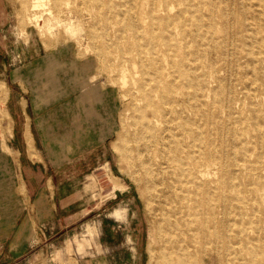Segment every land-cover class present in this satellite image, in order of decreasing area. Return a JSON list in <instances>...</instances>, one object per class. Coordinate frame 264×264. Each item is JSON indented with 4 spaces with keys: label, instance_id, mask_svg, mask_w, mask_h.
Returning a JSON list of instances; mask_svg holds the SVG:
<instances>
[{
    "label": "rangeland",
    "instance_id": "obj_1",
    "mask_svg": "<svg viewBox=\"0 0 264 264\" xmlns=\"http://www.w3.org/2000/svg\"><path fill=\"white\" fill-rule=\"evenodd\" d=\"M127 1L42 0L43 4L34 8L35 0H0V84L6 85L7 89L6 83L16 85L11 82L14 72L18 75L15 78L18 83H36L38 69L39 81L45 80L48 61L53 59L58 91L45 86L39 95L51 97L48 102L57 101L56 108H63L60 111L65 115L59 114V121L69 130L72 159L79 160L77 165L74 162L64 165L70 172L62 174L63 182L69 178L67 182L73 187L56 190L59 205L46 206V219L39 226L38 235L29 238L28 244H21L19 238L13 254L7 251L6 246L1 247L0 264H82L86 259L114 252L127 264H158L163 245L158 239L159 228L165 225L161 214L163 207L154 198L152 212L145 205L149 193L127 159L126 135L130 132L132 116L139 104L138 88L142 75L148 71L141 60V52L146 48L135 39L133 24L147 33L149 29L146 27L151 22L149 12L154 8L158 17H164L166 2L140 0V4L134 6L135 0ZM222 1L232 6V0ZM172 3L174 13L180 6L175 0ZM39 17L43 21L40 22ZM185 39L190 49L198 45L192 36ZM227 42V48L232 51L234 40ZM204 56L206 61H211L208 53ZM89 59L93 60L94 67L82 70ZM215 61L219 66L225 64L224 60ZM227 63L226 70L219 74L218 83L221 93L237 99L232 104L231 115H226L221 103H214L212 97L206 98L211 104L209 109L215 115L220 114L218 120L225 124L223 129L214 131L219 136L225 165L216 178H224L227 187L235 195L245 197L246 202H234L236 207L230 210L226 222L231 229L228 236L235 241L232 246L235 252H225L221 264H230L229 261L264 264V232L254 230L255 224L264 223V202L251 200L248 193L251 181L244 171L232 166L228 149L231 143L245 144L252 160L263 155L264 136L250 126L251 123L240 125L235 119L250 118L249 109L253 104L264 111V93L261 83L255 82L251 76L246 79V88L251 91L260 88L257 90L260 93L252 99L238 92L243 71L231 60ZM22 75L26 76L24 81ZM88 76L90 83L101 88L100 101L87 103L80 99L81 88L76 87L74 81ZM124 77L125 85L122 82ZM6 95L0 91V155L3 156L13 153L10 147L6 150L1 145L4 138V144L11 146L10 127H7L3 116ZM44 100L47 102L46 98ZM102 123L103 130L105 127L107 130V126L109 130L103 144L99 140L105 136ZM231 128H239L242 135L233 137L229 132ZM76 151L79 152L76 154ZM235 173L238 178L233 180ZM176 191L183 192L178 187ZM225 191L222 188L221 194ZM223 241L227 242L228 238Z\"/></svg>",
    "mask_w": 264,
    "mask_h": 264
},
{
    "label": "bare ground",
    "instance_id": "obj_2",
    "mask_svg": "<svg viewBox=\"0 0 264 264\" xmlns=\"http://www.w3.org/2000/svg\"><path fill=\"white\" fill-rule=\"evenodd\" d=\"M175 1L180 9L172 13L173 0H165L164 17H158L156 10L151 9L147 33L133 24L135 39L146 48L141 60L148 71L142 75L139 104L130 132L125 134L126 154L149 193L144 204L153 211L154 198L163 207L162 222L166 226L159 228L158 239L163 245L158 264H221L225 252H235V241L228 236L231 229L226 222L230 210L234 202L243 204L246 200L235 195L224 178H216L225 165L219 136L214 131L223 129L225 124L218 120L220 114L209 109L211 104L206 98L221 103L226 115H231L237 99L221 93L218 83L219 74L230 60L243 71L238 92L252 99L260 93V88H246V79L251 76L261 83L264 93V0H232V6L222 0ZM41 3L42 0H35L34 8ZM134 4L139 5L140 0ZM189 36L198 44L193 49L185 42ZM229 39L235 42L232 51L227 48ZM207 53L209 62L204 56ZM215 59L224 60L225 64L219 66ZM122 82L126 84L125 77ZM249 113L250 118L239 117L236 122L251 123L264 136V111L253 104ZM229 132L236 138L242 135L239 128ZM228 149L232 166L244 171L251 181V200L264 202V150L263 155L252 160L245 144L231 143ZM237 178V173L233 174L232 179ZM177 187L183 192H177ZM222 188L226 189L225 194H221ZM254 230L263 233L264 223L255 224ZM225 238L227 242L223 241Z\"/></svg>",
    "mask_w": 264,
    "mask_h": 264
},
{
    "label": "crops",
    "instance_id": "obj_3",
    "mask_svg": "<svg viewBox=\"0 0 264 264\" xmlns=\"http://www.w3.org/2000/svg\"><path fill=\"white\" fill-rule=\"evenodd\" d=\"M55 66V61L50 58L45 80L39 81L38 69L35 74L38 81L33 84L18 83L15 80L18 76L15 72L11 74V82L16 85L6 83L8 90L6 85L0 84V91L7 94L3 116L7 127H10L8 134L11 135V146L4 144L5 139L2 137L1 145L6 150L10 148L13 150V153L6 156L0 155V248L6 246L11 254L19 238L21 244H28L29 238L38 235L39 226L46 219L48 211L46 206L59 205L60 200L56 199V190L73 187V184L67 182L70 181L69 178L65 182L62 178L63 173L66 175L70 172L69 169L64 168V165L72 162L77 165L79 161L74 160L75 157L72 159L69 130L59 121V114L65 115V113L60 111L63 108H56L57 101L48 102L51 97L39 95L40 92H44L45 86L50 90L58 91L59 83L54 78L53 70ZM90 66L94 67L92 59L85 62L81 69L85 70ZM90 76L77 78L74 81L75 86L81 88L80 99L87 103L102 99L100 86L90 83ZM24 78L26 76L22 75L23 81ZM90 112L93 111L90 109ZM102 127L103 130L104 123ZM102 133H105V136L99 140L103 144L109 136L108 126ZM83 150L84 148L81 152ZM78 152L76 151V154ZM116 240L119 241L118 238ZM82 264H127V262L114 252L112 255L86 259Z\"/></svg>",
    "mask_w": 264,
    "mask_h": 264
}]
</instances>
